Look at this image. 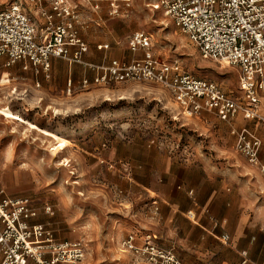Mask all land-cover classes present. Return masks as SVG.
I'll use <instances>...</instances> for the list:
<instances>
[{
    "label": "rangeland",
    "instance_id": "rangeland-1",
    "mask_svg": "<svg viewBox=\"0 0 264 264\" xmlns=\"http://www.w3.org/2000/svg\"><path fill=\"white\" fill-rule=\"evenodd\" d=\"M34 1L0 0V10L18 2L34 11ZM70 1L87 10L84 0ZM119 1L122 14L112 17L99 6L100 24L84 28L93 43L129 49L132 33L142 30L152 37L148 51L156 57L178 60L194 76L240 94L238 70L202 56L153 7L157 0ZM38 88L21 68L0 73V190L28 197L58 240L80 242L85 256L78 264H149L119 240L143 232L149 189L169 185L173 174L222 187L264 224V175L238 152L232 133L249 127L264 137V124L240 115L230 126L209 113L186 114L168 89L148 81L70 83L48 99Z\"/></svg>",
    "mask_w": 264,
    "mask_h": 264
},
{
    "label": "built area",
    "instance_id": "built-area-1",
    "mask_svg": "<svg viewBox=\"0 0 264 264\" xmlns=\"http://www.w3.org/2000/svg\"><path fill=\"white\" fill-rule=\"evenodd\" d=\"M100 1L94 0L95 9ZM107 1L110 16L122 14L119 0ZM34 2L43 18L40 29L35 17L18 2L0 10V57L4 58V67L22 61L24 69L48 71L52 58H62L96 69L92 80L96 85L153 82L168 89L186 114L209 113L230 126L240 115L256 125L264 124V0H157L154 4L188 36L202 56L238 70L237 95L212 80L194 76L178 60L160 59L148 52L152 37L142 30L132 33L129 48L132 52L145 51L143 57L92 65L84 59L89 46L78 32V6L70 0ZM82 84L91 82L84 79ZM232 133L238 152L264 175V137L257 128H233ZM188 193L191 196L193 192ZM0 195V264H78L84 258L85 248L80 242L58 240L47 224L31 221L38 212L28 197H10L4 190ZM45 210L49 212L50 208ZM188 214L194 216L191 211ZM222 237L228 239L226 234ZM138 238L136 233H129L120 245L149 264H185L173 248L159 245L151 235H145L141 243Z\"/></svg>",
    "mask_w": 264,
    "mask_h": 264
},
{
    "label": "crops",
    "instance_id": "crops-1",
    "mask_svg": "<svg viewBox=\"0 0 264 264\" xmlns=\"http://www.w3.org/2000/svg\"><path fill=\"white\" fill-rule=\"evenodd\" d=\"M85 2L87 3L86 0L82 3L87 10L79 8L81 18L78 28L89 46V51L84 55L86 62L95 66L106 65L111 59L130 62L145 55L142 50L132 52L129 43V49H115L105 41L93 43L94 40L87 36L84 28L100 24L95 15L99 8L95 9L94 0H88V5ZM33 3L36 8L34 11L24 8L40 19L39 28L43 24V18L39 14L37 3ZM99 3V6L106 5L109 9L107 0ZM106 44L108 47L104 48L103 45ZM3 61L4 58L0 57V73L5 70L15 72L21 68L30 86L34 90L39 87L41 97L47 99L58 88L63 91L69 83L82 85L83 80L88 79L90 85H93L92 80L97 73L92 67L71 63L62 58H52L50 69H40L38 72L32 67L24 69L22 61L9 67H4ZM261 155L264 157V153ZM203 183L189 182L179 174H173L169 185L149 189L152 193L148 196L150 204L140 222L143 232H128L120 238L119 243L129 233L137 234L138 243L149 234L159 245L173 248L185 264H264V224L247 216L244 205L241 206L238 200H234L233 194L214 184L207 185L209 181ZM190 190L193 192L191 196L188 193ZM31 205L34 207L32 202ZM189 211L194 216L189 215ZM42 219L37 215L31 221L41 222ZM223 234L228 236L227 240L222 237Z\"/></svg>",
    "mask_w": 264,
    "mask_h": 264
},
{
    "label": "bare ground",
    "instance_id": "bare-ground-1",
    "mask_svg": "<svg viewBox=\"0 0 264 264\" xmlns=\"http://www.w3.org/2000/svg\"><path fill=\"white\" fill-rule=\"evenodd\" d=\"M153 7H154V5H153ZM52 149H54V148H52Z\"/></svg>",
    "mask_w": 264,
    "mask_h": 264
}]
</instances>
